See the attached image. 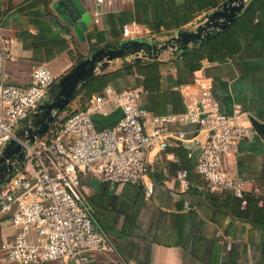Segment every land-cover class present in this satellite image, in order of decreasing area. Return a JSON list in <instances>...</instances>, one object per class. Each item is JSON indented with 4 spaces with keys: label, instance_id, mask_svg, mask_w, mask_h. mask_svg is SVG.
<instances>
[{
    "label": "crops",
    "instance_id": "obj_1",
    "mask_svg": "<svg viewBox=\"0 0 264 264\" xmlns=\"http://www.w3.org/2000/svg\"><path fill=\"white\" fill-rule=\"evenodd\" d=\"M55 1L50 4L52 16L39 0L1 1V9L9 8L8 15L0 22L1 34L10 41L11 47L12 58L4 63V76L8 83L20 86L30 84L32 69L38 63L48 64L61 76L77 64L78 51L85 57L98 49L97 45L116 46L126 39L122 35L123 26L114 22L110 15L131 7L132 0H124L120 7L102 8L100 23L89 26L85 41H80L73 27L53 8ZM80 1L92 13L95 0ZM251 1L246 3L239 17ZM21 5L22 8L18 9ZM216 7L199 14L185 24L183 30L197 25L199 19ZM260 15L264 24V12ZM55 16L71 28L70 33L63 34L55 26ZM132 23L136 22L126 24ZM136 25V37H152L159 45L176 32L170 30L157 34L144 25ZM55 35L67 40L66 49L59 50ZM262 35L259 41H264V32ZM73 40L77 42V47ZM249 40L241 38V51L233 57L222 61L202 59L197 70L188 66L182 54L205 41L183 52L169 48L162 51L159 58H146L138 65L117 60L96 75L125 65L132 67L130 72L114 79L109 85L116 90L139 88L142 91L141 105L154 114L185 111L198 91L196 82L201 81L211 85L223 112L231 113L234 107L240 106L264 121V52L249 55L252 51L248 47ZM261 50L258 47V51ZM108 106L106 114L92 115L98 129L114 125L122 116L119 107L113 103ZM82 107L80 98H74L70 108L59 113L55 121ZM244 121L247 122V119L244 118ZM174 128L192 126L176 125ZM180 146L190 161L180 162ZM189 153L188 145L171 141L166 151L150 154L149 180L154 185L151 197L145 195L140 185L104 181L91 173H79L78 188L91 207L94 221L116 242L118 253L112 256L128 264H264V221L258 220L254 213L243 212L232 191H210L205 178L195 169L194 159ZM226 166L233 175L245 180L248 194L264 199L263 138L254 133L243 141L238 152L228 157ZM181 169L188 171V186L178 178ZM16 233L17 228L9 218L0 221V240H12Z\"/></svg>",
    "mask_w": 264,
    "mask_h": 264
},
{
    "label": "built area",
    "instance_id": "obj_2",
    "mask_svg": "<svg viewBox=\"0 0 264 264\" xmlns=\"http://www.w3.org/2000/svg\"><path fill=\"white\" fill-rule=\"evenodd\" d=\"M122 2L95 0L93 23H100L102 8ZM122 35L136 37V23L123 25ZM10 58V41L0 31V153L59 78L48 64L38 63L30 84H10L4 76V63ZM196 83V96L181 113L154 114L141 105L139 88L116 90L109 85L103 94L93 96L86 110L64 117L65 121L54 120L28 148L23 172L0 189V221L9 218L17 228L12 240H0V264H128L112 256L118 253L116 242L94 221L78 188L79 173L140 185L151 197L150 154L166 151L171 141L188 145L195 169L210 191L230 190L243 197L246 182L229 171L226 161L256 133L253 115L240 106L223 112L211 85ZM110 103L122 110V116L114 125L98 129L92 115L106 114ZM176 125L192 128L175 129ZM178 178L189 185L186 169L179 170Z\"/></svg>",
    "mask_w": 264,
    "mask_h": 264
},
{
    "label": "water",
    "instance_id": "obj_3",
    "mask_svg": "<svg viewBox=\"0 0 264 264\" xmlns=\"http://www.w3.org/2000/svg\"><path fill=\"white\" fill-rule=\"evenodd\" d=\"M249 0H225L212 11L207 12L197 25L175 34L159 45L152 37L126 38L116 46L104 45L86 55L46 91L43 99L15 136L7 141L0 153V189L23 172L27 161L28 148L32 147L49 130L55 118L73 100L77 90L94 75L117 60L129 65H138L144 59H157L162 51L173 49L183 52L192 45L210 38L219 30L233 23ZM53 8L62 19L74 29L80 41H85V32L93 23L92 15L80 0H56ZM253 128L264 139V121L251 117Z\"/></svg>",
    "mask_w": 264,
    "mask_h": 264
},
{
    "label": "trees",
    "instance_id": "obj_4",
    "mask_svg": "<svg viewBox=\"0 0 264 264\" xmlns=\"http://www.w3.org/2000/svg\"><path fill=\"white\" fill-rule=\"evenodd\" d=\"M28 0H24L26 2ZM44 3L45 10L49 15H53L50 4L53 0H39ZM224 0H132V6L124 8L119 13L111 14L114 22L119 23L121 27L130 22H136L138 25L146 26L152 33L161 34L170 30H183V26L199 14L211 8L218 6ZM23 5L19 6L21 9ZM261 12H264V0H252L245 12L231 23L227 28L218 31L212 37L198 46H195L185 52L182 56L186 60L188 66L192 70H197L201 67V60L208 59L209 61H222L227 58L237 55L241 51V38H250L248 47L252 50L249 55L262 54L264 52V41H259L263 37L264 24L261 21ZM9 13L8 9H1L0 4V22L6 18ZM258 18V20H257ZM55 26L59 27L63 34L70 33L71 28L64 25L58 17L54 18ZM50 33V32H49ZM249 34H252L250 37ZM54 40L59 43V50H64L68 47L66 39L57 35ZM117 40V39H116ZM73 44L77 47V42L73 40ZM101 45H97V48ZM258 47L263 50L258 51ZM96 48H92L94 50ZM83 54L78 51L76 62L79 63L83 59ZM132 67L127 65L122 68L94 75L85 85L77 90L75 99L80 98L83 102V107L77 110L69 111L66 117L76 111L86 110L93 96L103 94L109 84L119 76L130 72ZM73 98V100H74ZM72 102V101H71ZM70 102V103H71ZM70 103L64 108L69 109ZM65 121V119H63ZM180 162L183 163L190 158L184 154L182 146L179 147ZM234 194V192H233ZM237 198L239 205L243 207V212L254 213L258 220L264 221V199L256 194H248L244 192L243 197ZM243 200L246 204L243 205ZM262 202V205L259 203Z\"/></svg>",
    "mask_w": 264,
    "mask_h": 264
},
{
    "label": "rangeland",
    "instance_id": "obj_5",
    "mask_svg": "<svg viewBox=\"0 0 264 264\" xmlns=\"http://www.w3.org/2000/svg\"><path fill=\"white\" fill-rule=\"evenodd\" d=\"M120 7V6H119Z\"/></svg>",
    "mask_w": 264,
    "mask_h": 264
}]
</instances>
